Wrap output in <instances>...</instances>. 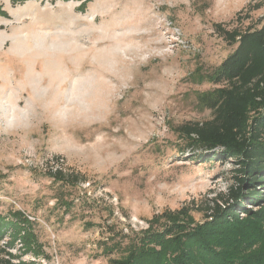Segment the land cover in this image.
<instances>
[{
    "label": "rangeland",
    "instance_id": "1",
    "mask_svg": "<svg viewBox=\"0 0 264 264\" xmlns=\"http://www.w3.org/2000/svg\"><path fill=\"white\" fill-rule=\"evenodd\" d=\"M0 2V213L22 212L34 239L4 228L3 256L110 264L157 215L205 221L236 165L190 159L201 150L176 130L212 118L198 95L216 86L191 78L234 49L215 24L261 28L264 0Z\"/></svg>",
    "mask_w": 264,
    "mask_h": 264
},
{
    "label": "trees",
    "instance_id": "2",
    "mask_svg": "<svg viewBox=\"0 0 264 264\" xmlns=\"http://www.w3.org/2000/svg\"><path fill=\"white\" fill-rule=\"evenodd\" d=\"M0 16L9 18L1 2ZM215 30L234 49L213 72L198 81L197 74L191 78L216 86L198 95L212 118L176 131L201 150L190 159L233 161L234 183L209 207L205 221L196 222L185 206L157 215L133 236L125 255L110 259V264H264V25L243 31L218 23ZM47 175L62 186L85 181L81 174L62 168H52ZM29 223L20 211L5 217L0 213V233L4 228L19 230L32 244ZM112 252L111 246L104 250L106 255ZM5 257L0 249V264H11Z\"/></svg>",
    "mask_w": 264,
    "mask_h": 264
}]
</instances>
